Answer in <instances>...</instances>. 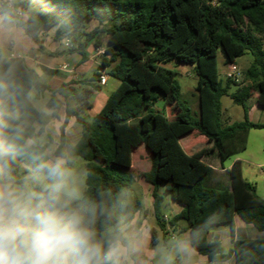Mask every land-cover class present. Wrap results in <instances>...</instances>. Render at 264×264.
<instances>
[{
  "label": "trees",
  "instance_id": "obj_1",
  "mask_svg": "<svg viewBox=\"0 0 264 264\" xmlns=\"http://www.w3.org/2000/svg\"><path fill=\"white\" fill-rule=\"evenodd\" d=\"M13 5L23 12L32 10L22 24L35 42L43 31L55 29V39H68L72 45L69 51L80 53L83 59L89 43L95 40L94 46H100L98 34L107 36L99 71L57 89L43 82L23 59H11L17 78L26 88L37 90L36 98L45 91L51 93L49 121L58 117L65 105L61 148L69 119L74 117L81 124L82 136L69 152L86 163L89 193L93 197L103 193L104 199L117 205L119 215V202L127 201L136 190L133 159L139 150V158L146 156L151 163L139 176L152 186L155 218L164 240L162 205L168 195L183 206L168 224L176 229L184 222L179 232L189 231L192 247L210 263L222 264L234 256L235 264H264V239H239L234 250L228 251L217 238L209 239L215 228H233L235 215L264 232V199L243 177L240 161L226 170L231 181L229 193L204 188L203 181L213 169L201 161L216 152L224 167L230 156L247 149L249 131L264 129V122L249 120L247 104L257 95V103L264 108V0H14ZM0 15L8 25L20 19L7 2H0ZM90 21L98 22L101 28L85 32V23ZM219 54L226 67L245 55L252 56L244 71L245 85L220 78ZM169 63L193 68L198 113L182 98L178 73L166 66ZM103 71L119 84L101 111L89 118L92 97L101 90L98 82ZM45 72L56 73L50 69ZM223 96L243 108V121L223 126ZM160 99L168 117L155 109ZM32 115L34 119L35 113ZM195 132L208 146L183 149L181 139ZM22 166L23 161L18 162V171ZM124 208L131 213L145 211L139 199L132 204L127 201ZM151 243L155 244L154 235Z\"/></svg>",
  "mask_w": 264,
  "mask_h": 264
},
{
  "label": "clouds",
  "instance_id": "obj_2",
  "mask_svg": "<svg viewBox=\"0 0 264 264\" xmlns=\"http://www.w3.org/2000/svg\"><path fill=\"white\" fill-rule=\"evenodd\" d=\"M11 39L0 33V264H141L133 221L103 193L93 197L77 158L50 141L51 113L17 78ZM194 251L174 236L153 255L156 264H192Z\"/></svg>",
  "mask_w": 264,
  "mask_h": 264
},
{
  "label": "crops",
  "instance_id": "obj_3",
  "mask_svg": "<svg viewBox=\"0 0 264 264\" xmlns=\"http://www.w3.org/2000/svg\"><path fill=\"white\" fill-rule=\"evenodd\" d=\"M13 1L14 0H0V2H7L8 4H13ZM31 13L32 10L24 11L23 17L17 19L12 25L6 24L4 15H0V33H3V35L6 38L8 37L12 38L11 41L6 43V49H7L6 54L11 59L13 58L23 59L30 68L34 69L39 74L43 82H45L51 89H57L63 84H69L71 82H78L81 80L89 79L94 73L99 71L107 46L106 45L107 36L105 34L100 33L97 35L96 39L100 43V46L98 47L94 46L95 40L89 43V45L86 48V58L83 59L80 53L69 51L67 42L70 43V41L68 39L63 41H57L55 39L54 37L55 29H48L46 31H43L38 37V42H35L30 36H28L25 27L23 26L22 23L27 20V18ZM94 22L95 23L93 24L91 23L89 25V28H87L85 32L88 33L93 31L94 29L101 28V25L98 22L96 21ZM106 57L108 58L107 55ZM172 64L174 63H169L166 66L168 68L173 69L171 67ZM45 69L54 70L56 71V73L48 74L47 72H45ZM103 74L107 75V82L104 85H100L101 87L100 91L94 93L92 99L93 100L92 108L87 113L89 118L96 116L101 111L109 95L112 93V92L106 93L103 90V87L108 86L110 80L109 79L110 76L107 74V71H103ZM118 84H116L115 89L117 88ZM47 92L51 96V93L49 91H46V93ZM256 97L257 95H253L247 102L249 106V112H248L249 118L251 117L249 116L251 112L254 113L256 110L261 109V107L256 101ZM58 99L63 101V98L60 96H58ZM47 109L50 111V113H52V111L48 107ZM65 119H66V111H65V105H63V108L59 111V116L50 119V122H52L53 124V129L52 132L50 133L49 139L51 142L55 143L58 146V148H60L61 150L70 151L77 144V142L80 140L82 136V126L76 121L74 117L69 119L68 124L65 128L66 142L61 148L60 127L65 122ZM259 122H264V120ZM188 136H185L183 139H181L180 144H182V141L186 139V137ZM183 145L185 149H190L194 146L193 142L189 140L184 141ZM204 159L210 162V167L213 169V171L221 172V173H226V170H230L236 161H240L239 167L241 166V164L243 165L244 162L248 163V160L246 159L241 160L239 156H236L230 162L229 165L227 166L224 165L223 167L221 163H219L220 166L217 164L218 162L217 159L216 161H214L215 160L214 158H209V157L201 158V160ZM257 159L258 158H256V160ZM253 165L257 166L258 168L264 166V159L261 158L259 162H254ZM144 166L145 165L144 163H142L141 159L136 162H134L133 159V169L137 167L140 173L146 172L150 169L149 167V169L144 170L145 168ZM22 169L23 166L21 167V171ZM241 172L243 175L242 168H241ZM140 178L141 177H139L138 179ZM245 179L248 180V178ZM148 193L152 198L151 185L149 186ZM260 197L264 199L263 196ZM167 205L170 209V212L163 214L164 217L166 216L169 219L178 215L183 209V206L181 204L176 203L172 200ZM144 209L145 211H137L133 216H131L132 218H130V216L128 217L130 220L133 221L135 229L140 233V239L142 244L141 264H156L157 258L153 254L157 250L156 244L160 242V236L158 232L160 230L161 233H163V231L159 228L155 218L153 198H152V209L150 210L149 207L146 208V205H144ZM143 216L146 218V220L154 216L155 224L154 223L152 224L149 221L148 224L144 225V223L140 222ZM146 220L144 221L145 223ZM166 227L168 228V225H166ZM182 227H185L184 222H180L176 229L169 225L170 235L166 236L167 239L168 238L172 239L171 235L189 238L190 237L189 231L186 230L183 233L179 232L180 228ZM167 231L168 230H166V234L168 233ZM153 235L155 241L154 245L151 243V236L153 238ZM216 238L220 241L223 249L225 251H228L231 249L234 250V242L236 240L264 239V232L257 230L253 225L246 224L239 218V216L235 215L233 228L219 227L209 232L210 240ZM167 239L165 238L164 245H167ZM192 264H217V263H210L206 256H203L199 254L197 251H194V255L192 257ZM222 264H235V257L233 256L232 258H230L229 260H227Z\"/></svg>",
  "mask_w": 264,
  "mask_h": 264
},
{
  "label": "rangeland",
  "instance_id": "obj_4",
  "mask_svg": "<svg viewBox=\"0 0 264 264\" xmlns=\"http://www.w3.org/2000/svg\"><path fill=\"white\" fill-rule=\"evenodd\" d=\"M95 23L93 22H87L85 23V28L84 31L89 28L90 24ZM91 30V29H90ZM222 55L219 54L218 56V67L220 71V78L225 80L226 77V72H227V67L223 65L222 63ZM252 62V56L251 55H245L237 60V67L242 73V77L239 81H236L240 86L245 85L246 81L244 78V71L250 66V63ZM171 67L176 70L178 75L176 76V79L178 80L180 86H181V93H182V98L186 100V102L189 104L190 108L192 109L193 112L198 113L199 111V97L198 93L195 89L196 86V76L194 74L193 69L191 68L190 65H185V64H172ZM109 84L106 87H103L104 92H113L115 90L116 84L119 83V81L114 78L110 77L109 78ZM35 92V95L37 94L36 89H32ZM235 88H231V92H234ZM50 98V94L46 91L40 96L39 99L35 100L38 104H42L45 108H47V101ZM93 99V97H92ZM93 101V100H92ZM222 102V124L223 126H228L233 124L234 122H240L244 120V110L241 106L236 105L233 100L229 96H223L221 99ZM155 109L160 111L162 115L165 117L167 116L166 113V106L165 103L162 99H160L156 104H155ZM253 112L250 113L249 116H251L249 119L253 122H259L264 120V108H261L260 110H256L253 114ZM189 140L193 142V145L196 147L197 150H202L203 148L207 147L208 144L206 142V139L202 136H198V134L195 132L192 135H189L182 141V148L185 149L183 143L184 141ZM186 150V149H185ZM142 153L139 152V150L135 151L134 155V162L140 160L139 155ZM239 156L241 160H248L247 162H244V164H241V168L243 170V176L244 178H248V181L253 183L256 188H257V193L259 196L264 197V166L258 168L257 166L253 165L254 162H259L261 158L264 159V129H252L249 131L247 134V149L245 151L239 152L235 155L230 156V158L224 163L225 166L229 165L230 162L236 157ZM209 158H214L216 161L217 159V164L219 165V157L218 153H213ZM256 158H258L256 160ZM142 163H144V170L149 169L151 166V163L148 160V157L142 156L141 158ZM206 166L210 167V162L206 159L201 160ZM78 164L81 168H83L86 171V163L83 159L79 158L78 159ZM220 166V165H219ZM143 170V168H142ZM141 170V171H142ZM135 174H137V177L139 178L140 172L138 168H134ZM137 178V184H136V190L135 193L127 200L130 204L133 203V200L139 199L142 201L143 205H146V208L149 207L150 210L152 209V198L150 194L148 193L149 189V184L144 181L143 178L138 179ZM203 186L206 189H212L215 191H218L220 193H229L231 191V181H230V175L227 173H221V172H215L212 171L203 181ZM124 201L125 203L127 201ZM166 201L169 203L171 201L170 196L167 195ZM165 202L162 205V212L163 213H169L170 209L168 207V203ZM137 212V211H136ZM135 212V213H136ZM135 213H131L127 208H123L121 210L120 214H124L127 216H133ZM146 218L143 216L142 220L140 221L141 223H144V225L148 224L149 221L153 224H155V218L152 216L151 218L146 220V223L144 222ZM175 233V232H174ZM160 236V242L156 244V248L161 247V246H166L164 245V238H163V233L159 230L158 232ZM176 234V233H175ZM167 236V235H166ZM167 239V237H166ZM170 240V238L167 239V243ZM151 242H152V236H151Z\"/></svg>",
  "mask_w": 264,
  "mask_h": 264
},
{
  "label": "built area",
  "instance_id": "obj_5",
  "mask_svg": "<svg viewBox=\"0 0 264 264\" xmlns=\"http://www.w3.org/2000/svg\"><path fill=\"white\" fill-rule=\"evenodd\" d=\"M9 6L13 9L14 11V14L16 17L18 18H22L23 17V11L21 9H17L14 7L13 4H9ZM67 46L70 48L72 47L71 43L67 42ZM226 77L228 78H231L235 81H239L242 77V73L241 71L239 70V68L237 67L236 64H230L227 66V72H226ZM107 82V75L106 74H103L101 77H100V80L98 82V84L100 85H104L105 83ZM164 220L166 222V225H168V228L166 227V230H168L167 232V235H170L169 233V218L168 217H164ZM171 237L173 238L174 236L171 235Z\"/></svg>",
  "mask_w": 264,
  "mask_h": 264
}]
</instances>
